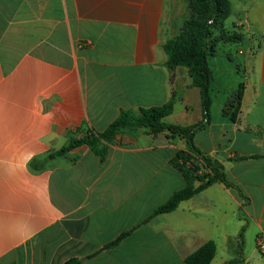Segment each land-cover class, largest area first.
<instances>
[{
	"label": "crops",
	"instance_id": "1",
	"mask_svg": "<svg viewBox=\"0 0 264 264\" xmlns=\"http://www.w3.org/2000/svg\"><path fill=\"white\" fill-rule=\"evenodd\" d=\"M231 5L226 29L248 50L238 63L229 43L209 56L211 122L194 143L232 186L153 217L186 185L171 165L185 140L142 128L117 137L105 162L85 145L49 156L172 98L165 123L202 121L190 71L167 67L185 0H0V264H185L209 242L211 264H264V0ZM241 84L233 121L224 109Z\"/></svg>",
	"mask_w": 264,
	"mask_h": 264
},
{
	"label": "trees",
	"instance_id": "2",
	"mask_svg": "<svg viewBox=\"0 0 264 264\" xmlns=\"http://www.w3.org/2000/svg\"><path fill=\"white\" fill-rule=\"evenodd\" d=\"M192 17L184 20L182 31L175 38L169 40L165 46L168 56V69L173 72L177 67H185L190 71L194 86L200 89L203 118L202 121L190 125L180 126L165 123L174 110L175 99L172 98L167 106L161 109H143L142 117L133 111L124 110L118 118L103 132L89 130L81 139L72 138L69 144L49 158L63 156L71 150L88 146L100 159L105 162L110 146L117 137L125 133H135L139 129H146L152 135L168 132L172 137H179L186 142V150L178 152L171 165L185 178L186 185L163 206L158 208L153 217L175 211L179 205L216 183L231 187L224 167L216 160L203 155L195 146L194 137L204 131L211 122V71L208 64L209 56L217 53L220 43H242L243 36L226 29V21L232 15L231 0H190ZM244 85L227 103L224 113L236 121L240 113V104L243 98ZM264 158V157H255ZM245 160V158H240ZM35 170L44 168L43 164L33 162ZM196 184H199L196 186ZM242 240V234L240 236ZM217 254V246L209 242L194 254L189 256L185 264H211ZM240 261L226 264H239ZM67 264H78L75 261Z\"/></svg>",
	"mask_w": 264,
	"mask_h": 264
},
{
	"label": "rangeland",
	"instance_id": "3",
	"mask_svg": "<svg viewBox=\"0 0 264 264\" xmlns=\"http://www.w3.org/2000/svg\"><path fill=\"white\" fill-rule=\"evenodd\" d=\"M239 0H233V6L234 8H237ZM185 20H188L192 17V10L190 7V0H185ZM236 11V10H235ZM238 13V12H236ZM238 18L237 14H233L231 15V17L226 21V28L228 30H233V24L236 21V19ZM246 28L248 27L247 25L245 26ZM183 26H181V28H179L178 34L181 33ZM247 31V29H245ZM233 32V31H230ZM248 47L246 44L242 43H229L228 45H225L222 47V51H227L232 58L234 59L235 63H238L240 60V56L241 53L240 52H245V54L247 53ZM240 53V54H239Z\"/></svg>",
	"mask_w": 264,
	"mask_h": 264
},
{
	"label": "built area",
	"instance_id": "4",
	"mask_svg": "<svg viewBox=\"0 0 264 264\" xmlns=\"http://www.w3.org/2000/svg\"><path fill=\"white\" fill-rule=\"evenodd\" d=\"M257 246L261 253H264V234L261 235L257 240Z\"/></svg>",
	"mask_w": 264,
	"mask_h": 264
}]
</instances>
